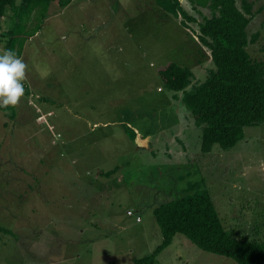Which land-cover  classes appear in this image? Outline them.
<instances>
[{"label": "rangeland", "instance_id": "374dc122", "mask_svg": "<svg viewBox=\"0 0 264 264\" xmlns=\"http://www.w3.org/2000/svg\"><path fill=\"white\" fill-rule=\"evenodd\" d=\"M69 1L25 42L13 118L0 110V264H134L162 242L153 208L206 192L233 237L264 244V124L202 153L182 94L160 77L170 62L194 84L214 68L197 25L154 0ZM246 1L247 50L264 64V0ZM172 240L154 264H237Z\"/></svg>", "mask_w": 264, "mask_h": 264}, {"label": "trees", "instance_id": "16d2710c", "mask_svg": "<svg viewBox=\"0 0 264 264\" xmlns=\"http://www.w3.org/2000/svg\"><path fill=\"white\" fill-rule=\"evenodd\" d=\"M164 12L194 23L197 39L209 50L214 68L206 78L193 83L189 68L170 62L160 70L164 86L179 98L196 127L200 129V151L210 152L214 146L229 150L243 137V128L264 124V64L255 61L247 46L248 29L254 14L246 0H187L189 15L180 0H154ZM64 8L69 0H0V23L8 17L7 29L0 34L4 49L21 57L25 42L42 31L51 4ZM8 13H10L8 15ZM179 100V99H178ZM12 107L8 110L13 118ZM112 173V172H111ZM111 173H107V176ZM159 226L162 242L134 264H154L157 254L182 235L198 249L232 258L237 264H264V244L246 237H233L222 225L211 197L192 194L160 203L152 210Z\"/></svg>", "mask_w": 264, "mask_h": 264}, {"label": "clouds", "instance_id": "9594fccd", "mask_svg": "<svg viewBox=\"0 0 264 264\" xmlns=\"http://www.w3.org/2000/svg\"><path fill=\"white\" fill-rule=\"evenodd\" d=\"M27 71V63L14 50L0 52V107H16L21 102Z\"/></svg>", "mask_w": 264, "mask_h": 264}, {"label": "built area", "instance_id": "2783aa9c", "mask_svg": "<svg viewBox=\"0 0 264 264\" xmlns=\"http://www.w3.org/2000/svg\"><path fill=\"white\" fill-rule=\"evenodd\" d=\"M128 216H133V212L132 211H130V212H128V214H127ZM136 221H139V217H137L136 218Z\"/></svg>", "mask_w": 264, "mask_h": 264}, {"label": "crops", "instance_id": "0c3cea01", "mask_svg": "<svg viewBox=\"0 0 264 264\" xmlns=\"http://www.w3.org/2000/svg\"><path fill=\"white\" fill-rule=\"evenodd\" d=\"M69 4H70V1H69ZM69 4H68V5H69ZM49 263H50V264H53L52 262H49ZM35 264H39V263L37 262V263H35Z\"/></svg>", "mask_w": 264, "mask_h": 264}]
</instances>
